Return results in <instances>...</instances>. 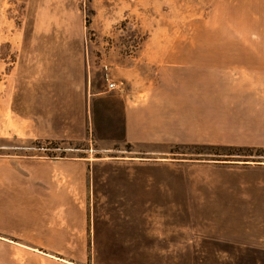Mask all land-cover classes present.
Returning a JSON list of instances; mask_svg holds the SVG:
<instances>
[{
  "label": "rangeland",
  "instance_id": "obj_1",
  "mask_svg": "<svg viewBox=\"0 0 264 264\" xmlns=\"http://www.w3.org/2000/svg\"><path fill=\"white\" fill-rule=\"evenodd\" d=\"M191 42L216 67L264 59V0H0V157L88 160L83 264L264 257V147L125 139Z\"/></svg>",
  "mask_w": 264,
  "mask_h": 264
},
{
  "label": "crops",
  "instance_id": "obj_2",
  "mask_svg": "<svg viewBox=\"0 0 264 264\" xmlns=\"http://www.w3.org/2000/svg\"><path fill=\"white\" fill-rule=\"evenodd\" d=\"M186 47L173 82L125 107L126 141L264 147L259 52L216 67ZM88 167L85 158L0 157V264H83L72 251L88 249Z\"/></svg>",
  "mask_w": 264,
  "mask_h": 264
},
{
  "label": "trees",
  "instance_id": "obj_3",
  "mask_svg": "<svg viewBox=\"0 0 264 264\" xmlns=\"http://www.w3.org/2000/svg\"><path fill=\"white\" fill-rule=\"evenodd\" d=\"M212 147L214 149H227V150H236V151H240L242 148H253V147H246V146H233V145H212L209 146ZM218 154V153H216ZM240 155V153H238ZM219 155V154H218Z\"/></svg>",
  "mask_w": 264,
  "mask_h": 264
},
{
  "label": "built area",
  "instance_id": "obj_4",
  "mask_svg": "<svg viewBox=\"0 0 264 264\" xmlns=\"http://www.w3.org/2000/svg\"><path fill=\"white\" fill-rule=\"evenodd\" d=\"M109 85H110L109 87H111V88H114L116 86V84H114V83H110Z\"/></svg>",
  "mask_w": 264,
  "mask_h": 264
}]
</instances>
